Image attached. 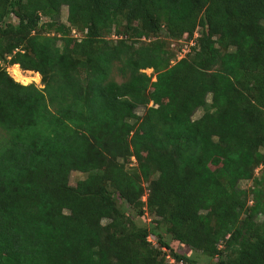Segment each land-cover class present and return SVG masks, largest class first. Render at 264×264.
I'll return each mask as SVG.
<instances>
[{"label": "trees", "instance_id": "1", "mask_svg": "<svg viewBox=\"0 0 264 264\" xmlns=\"http://www.w3.org/2000/svg\"><path fill=\"white\" fill-rule=\"evenodd\" d=\"M262 149L264 0H0V264H264Z\"/></svg>", "mask_w": 264, "mask_h": 264}, {"label": "rangeland", "instance_id": "2", "mask_svg": "<svg viewBox=\"0 0 264 264\" xmlns=\"http://www.w3.org/2000/svg\"><path fill=\"white\" fill-rule=\"evenodd\" d=\"M71 12H72V7L62 6V8L60 10V15L57 18V20H58L59 24L63 25L64 29L68 32V34L71 37H75L77 40H79L81 38L80 32L77 29L72 28L69 25L68 17L70 16ZM119 28L122 29V25H120ZM199 36H200V29L197 28L195 30V32H194V35H193L192 39L188 38L186 35H183L179 39H166V45H167L168 49L174 53V56H176V59H180L181 57H184V56L192 53L193 46L196 44V39ZM20 70L22 71V73L24 75H27L30 78V81H28L26 84L34 83L38 87H42L43 86V84L41 83V75L39 73H37L38 81H35L33 79L34 78V75H33L34 73L33 74L28 73L26 70H23L21 68H20ZM7 71L12 76V74H11V66L7 67ZM144 71L147 74H150L152 72V69H145ZM31 72H33V71H31ZM111 78L116 80L117 82H121L123 80V77L119 75L118 70H117V68L115 66L112 69ZM154 79L155 78L153 77L152 80H154ZM22 84H24V83H22ZM143 110H144L143 107H139V108H137L136 113L138 115H141L143 113ZM201 113H202L201 110H197L195 115H194V117L195 118L199 117L201 115ZM262 151L264 152V149H262ZM131 161H132V164L135 163V160L132 159ZM222 165H223V162L220 163L218 166L211 165V167L213 169H216V168H218V167H220ZM262 168L264 169V166ZM263 169H261L259 171H256L255 175H257V176L260 175L261 171ZM84 178H85V174L84 173H82L80 171H71V173L69 175V182H70L71 185H75L77 183V181H79L81 179H84ZM252 185H253V181L251 179L250 180H241L239 182V186L242 189H251ZM145 187H147V183H145ZM147 192L148 191L146 189L145 193L147 194ZM249 198H250V200H249L250 202L249 203H252L251 195L249 196ZM153 217L158 218L156 215L150 214V212L148 213V211H146L143 214V216L136 217L135 221L137 222L138 225H149V223H151L150 221H152ZM105 222L106 221H103L102 223L105 224ZM150 239L153 242H156V239L154 237H150ZM170 245H171V247L174 250H176V251L178 250V251H180L183 254L190 255V256H193V255L196 254V253H193L186 246H182L181 247V245L178 244L177 241H170ZM203 263H205V262H204V260H201V259L197 262V264H203ZM188 264H192V263H188Z\"/></svg>", "mask_w": 264, "mask_h": 264}, {"label": "bare ground", "instance_id": "3", "mask_svg": "<svg viewBox=\"0 0 264 264\" xmlns=\"http://www.w3.org/2000/svg\"><path fill=\"white\" fill-rule=\"evenodd\" d=\"M27 71V70H26ZM28 73H31V74H33L34 75V80L35 81H38V76H37V73H35V72H31V71H27ZM11 74H12V76H13V78L16 80V81H18V82H20V83H24V84H26L28 81H30V78L27 76V75H24L23 73H22V71L20 70V68H19V66L18 65H12L11 66ZM31 76V75H30Z\"/></svg>", "mask_w": 264, "mask_h": 264}, {"label": "built area", "instance_id": "4", "mask_svg": "<svg viewBox=\"0 0 264 264\" xmlns=\"http://www.w3.org/2000/svg\"><path fill=\"white\" fill-rule=\"evenodd\" d=\"M263 166H264V164L260 165L259 168H256L255 174H256V171H259ZM143 200H145V196H143ZM150 237H153V236L152 235L148 236V240L152 241L150 239ZM153 243H154V245H157L156 242H153ZM161 250L163 251V253L165 255V260L167 261L168 264H186L183 261H176V259L169 253V250L167 248L163 247V248H161Z\"/></svg>", "mask_w": 264, "mask_h": 264}, {"label": "crops", "instance_id": "5", "mask_svg": "<svg viewBox=\"0 0 264 264\" xmlns=\"http://www.w3.org/2000/svg\"><path fill=\"white\" fill-rule=\"evenodd\" d=\"M17 65V64H16Z\"/></svg>", "mask_w": 264, "mask_h": 264}]
</instances>
